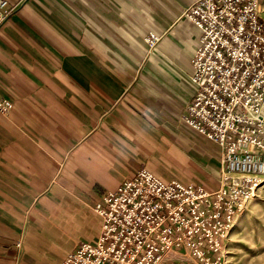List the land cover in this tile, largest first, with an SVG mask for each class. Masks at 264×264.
<instances>
[{"label":"crops","instance_id":"obj_1","mask_svg":"<svg viewBox=\"0 0 264 264\" xmlns=\"http://www.w3.org/2000/svg\"><path fill=\"white\" fill-rule=\"evenodd\" d=\"M194 1L8 0L0 264H60L96 241L95 204L142 168L217 187L221 149L184 120L199 31L183 16ZM150 32L162 37L155 49Z\"/></svg>","mask_w":264,"mask_h":264},{"label":"built area","instance_id":"obj_2","mask_svg":"<svg viewBox=\"0 0 264 264\" xmlns=\"http://www.w3.org/2000/svg\"><path fill=\"white\" fill-rule=\"evenodd\" d=\"M262 0H195L184 13L198 34L184 118L223 154L219 189L138 170L95 204L101 232L60 264H199L224 246L238 211L264 184ZM12 10L0 0V28ZM150 32L155 49L161 40ZM13 107L0 94V113ZM20 246V244H18Z\"/></svg>","mask_w":264,"mask_h":264},{"label":"rangeland","instance_id":"obj_3","mask_svg":"<svg viewBox=\"0 0 264 264\" xmlns=\"http://www.w3.org/2000/svg\"><path fill=\"white\" fill-rule=\"evenodd\" d=\"M261 17L264 21V0L261 3ZM200 139L203 143H213L202 135ZM218 157L221 163L218 184L216 188L208 187L209 190L219 189L224 183L222 151L218 153ZM213 258L211 262L203 261L199 264H264V184L238 211L224 246ZM184 262L188 264V261Z\"/></svg>","mask_w":264,"mask_h":264}]
</instances>
